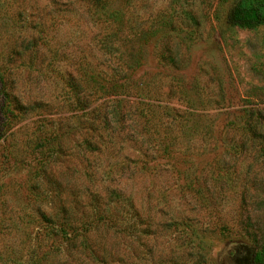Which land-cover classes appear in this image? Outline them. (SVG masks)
I'll use <instances>...</instances> for the list:
<instances>
[{"label":"rangeland","instance_id":"374dc122","mask_svg":"<svg viewBox=\"0 0 264 264\" xmlns=\"http://www.w3.org/2000/svg\"><path fill=\"white\" fill-rule=\"evenodd\" d=\"M0 264H264V0H0Z\"/></svg>","mask_w":264,"mask_h":264},{"label":"trees","instance_id":"16d2710c","mask_svg":"<svg viewBox=\"0 0 264 264\" xmlns=\"http://www.w3.org/2000/svg\"><path fill=\"white\" fill-rule=\"evenodd\" d=\"M257 260H258L259 262H261L262 258H261V257H257Z\"/></svg>","mask_w":264,"mask_h":264}]
</instances>
